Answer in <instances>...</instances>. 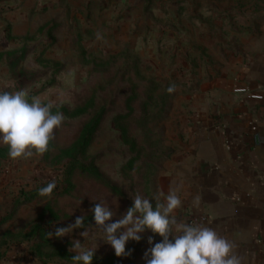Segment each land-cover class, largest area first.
<instances>
[{
    "label": "rangeland",
    "instance_id": "374dc122",
    "mask_svg": "<svg viewBox=\"0 0 264 264\" xmlns=\"http://www.w3.org/2000/svg\"><path fill=\"white\" fill-rule=\"evenodd\" d=\"M247 3L0 0V51L18 50L20 55L27 50L14 66V56L0 61V90L25 89L30 97L52 103L54 113L67 108L66 114L59 111L65 119L55 130L47 161L44 154L30 159L13 160L8 154L0 158V233H12L2 236L1 242L13 246L14 251L19 249L18 254L24 253L29 264H73L29 252L33 242L24 236L36 223L54 232L85 215V226H93L86 240L80 236L85 229H76L62 239L53 237L44 250L51 253L66 244L69 249L72 240L79 239L85 247L96 250L93 264H146L144 253L163 237L147 230L141 241L126 245L130 256L118 257L95 228L90 209L95 203H104L116 211L115 222L133 206L132 196L137 193L155 208L154 178L167 158L165 154L172 151L165 142L166 121L172 110L178 115L187 95L219 75L220 66L236 48L229 40L236 31L233 26L245 21V13L236 9L242 11ZM169 87L174 91L169 93ZM130 95L137 97L132 101L136 114L140 113V102L146 101L147 111L156 116L150 122L155 135L147 140L130 120L142 151L132 168L123 170L136 152L122 141L113 118L127 111L125 101ZM101 107L108 111L86 157L78 163L94 159L109 184L122 190L120 194L76 163L70 171V160L57 162L55 158L61 148L77 139L83 125ZM79 108L87 111L72 117ZM152 141L156 143L150 145ZM150 150L159 156H148ZM53 179L57 187L51 196H40L39 188ZM47 206L50 208L41 218ZM170 239L174 242V237Z\"/></svg>",
    "mask_w": 264,
    "mask_h": 264
},
{
    "label": "crops",
    "instance_id": "0c3cea01",
    "mask_svg": "<svg viewBox=\"0 0 264 264\" xmlns=\"http://www.w3.org/2000/svg\"><path fill=\"white\" fill-rule=\"evenodd\" d=\"M247 2L236 9L245 21L233 26L236 48L219 75L187 95L178 115L171 111L165 142L172 153L153 189L161 203L177 192L179 221L212 227L238 244L244 264H264V0ZM3 235L0 264H29Z\"/></svg>",
    "mask_w": 264,
    "mask_h": 264
},
{
    "label": "clouds",
    "instance_id": "9594fccd",
    "mask_svg": "<svg viewBox=\"0 0 264 264\" xmlns=\"http://www.w3.org/2000/svg\"><path fill=\"white\" fill-rule=\"evenodd\" d=\"M8 88L9 85H5ZM174 91L169 87L168 92ZM52 103H43L38 96H29L25 89L0 90V144L7 146L11 159H30L34 155L47 153L55 140V130L65 117L53 112ZM57 187L55 179L39 188L40 196L50 197ZM133 206L113 222L117 213L104 203H95L90 209L94 215L95 228L102 232V239L111 245L118 257L130 256L126 251L129 241L139 242L142 234L150 230L163 237L144 253L146 264H244V257L238 253L234 240L221 236L212 227L204 224L178 221L175 210L182 206L176 191L169 190L164 202L157 199L155 208L149 199L137 193L132 196ZM201 197L193 198V205L199 207ZM92 225L85 226V215L77 217L73 224L57 227L47 232L49 239L64 238L76 229H85L80 236L86 240ZM174 237L173 240L170 239ZM153 244V238H148ZM75 252L73 264H93L96 250L87 248L81 240L74 239L69 248Z\"/></svg>",
    "mask_w": 264,
    "mask_h": 264
},
{
    "label": "trees",
    "instance_id": "16d2710c",
    "mask_svg": "<svg viewBox=\"0 0 264 264\" xmlns=\"http://www.w3.org/2000/svg\"><path fill=\"white\" fill-rule=\"evenodd\" d=\"M27 50L23 49L20 55H17L19 53L18 50H11L7 52L0 51V61L3 59V57L7 56L8 58L13 57L11 64L14 66L19 61L23 60L26 55ZM137 97L135 95H130L127 97L125 104L127 111L125 113H118L113 118V126L120 131V136L122 141L129 146V149L131 152L136 154L132 156L129 161L123 166V170L127 168H132L134 165V162L139 158L140 153L142 151V147L139 146L138 140L136 137L133 136L131 132V121L134 120V125L141 130V133L144 135V137L148 140L151 139L155 134L152 132L150 122L153 119H156L155 115H152L149 113L146 109L147 102L141 101L140 102V113L136 114L135 107L132 105V101L135 100ZM64 111L65 114L67 113V108L63 107L61 109L55 110L57 111ZM87 109H76L73 114H71L72 117L78 116L82 113H85ZM108 109L106 107H101L98 111H96L93 116L83 125L79 136L77 139L71 143L70 145L63 147L59 150V153L56 155V161H65L70 160V171L75 168V163L77 164V167L85 170L88 174L95 176L96 178L100 179L103 183H106L107 185H110L109 182L105 179L103 174L101 173L99 167L94 164V159L89 160L87 163H78L80 159H84L87 155L88 149L93 142L96 132L100 128L105 115L107 113ZM54 142V141H53ZM51 143L50 150L52 147H54V143ZM156 142L152 141L150 145L155 144ZM50 150L44 154V159H48ZM172 151H169L165 154V157H168ZM8 154V148L7 146L0 147V158L5 157ZM158 152L150 150L148 152V156H156ZM47 161V160H46ZM160 168V167H159ZM159 170V169H158ZM157 170V171H158ZM69 171V172H70ZM157 173V172H156ZM111 189L115 193H122V190L115 186L110 185ZM50 207H45L43 209V213L41 215V218H43L46 215V211ZM10 216V215H9ZM7 216L3 220L9 218ZM88 218H85V222ZM48 230L45 229L44 225L41 223L34 224L31 229L25 234L24 238L29 239L32 241V245L29 248V252L34 253L40 257L42 256H52L55 258H58L60 261H63L65 263H73L72 257L76 255L74 252H70L67 248V244L64 246H60L56 249V251H53L51 253H47V251L44 250V247L51 244V240L47 237ZM7 234H12L11 232H6L3 236Z\"/></svg>",
    "mask_w": 264,
    "mask_h": 264
},
{
    "label": "built area",
    "instance_id": "2783aa9c",
    "mask_svg": "<svg viewBox=\"0 0 264 264\" xmlns=\"http://www.w3.org/2000/svg\"><path fill=\"white\" fill-rule=\"evenodd\" d=\"M240 91H243V89H240Z\"/></svg>",
    "mask_w": 264,
    "mask_h": 264
}]
</instances>
